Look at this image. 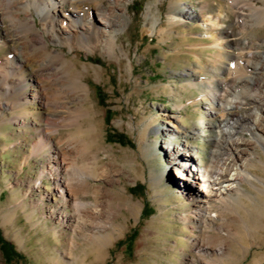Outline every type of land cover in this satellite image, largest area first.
Returning a JSON list of instances; mask_svg holds the SVG:
<instances>
[{
    "label": "rangeland",
    "instance_id": "374dc122",
    "mask_svg": "<svg viewBox=\"0 0 264 264\" xmlns=\"http://www.w3.org/2000/svg\"><path fill=\"white\" fill-rule=\"evenodd\" d=\"M254 3L262 6L259 0ZM233 4L124 1L127 10L116 11L124 18L118 43L130 61L127 56L111 58L101 49L70 51L48 41L51 49L63 50L71 72L83 75L89 89L80 88L77 95L57 92L49 78L40 77L41 71L50 72L49 67L0 10V64L14 59L25 65L27 78L22 89H13L12 78L9 84L0 79V237L14 252L7 256L0 244V264H187L196 256L190 242L197 236L226 240L224 256H206L210 263L218 258L221 264H264V137L255 144L248 166L254 179L240 184L242 194H233L237 200L230 210L212 209L215 219L204 232L193 224V203L179 188L183 181L175 178L168 154V148L184 153L188 147L197 169L209 166L221 152L218 141L226 139L219 132L220 122L245 115L248 106H216L219 110L211 113L202 101L206 83L223 100L224 90L240 78L232 71L247 60H263L255 73L248 66L247 75L254 83L264 82V19L253 15L246 2ZM149 7L160 18L154 34L148 31ZM35 20L39 27L36 16ZM252 53L260 61L252 59ZM10 84L12 91L7 92ZM33 95L37 99L31 102ZM41 96L60 99L58 106L42 104ZM69 112L79 117L73 130L66 127ZM173 114L180 122L170 118ZM45 131L55 143L76 134L89 149L88 161H94L96 172L86 178L92 188L80 199L100 208L101 218L95 223L106 230L94 232L87 225L72 232L67 223L58 222L61 211L74 218L75 211L65 209L57 196L54 199L57 193L45 153L32 154L38 133ZM239 132L252 137L250 129Z\"/></svg>",
    "mask_w": 264,
    "mask_h": 264
},
{
    "label": "bare ground",
    "instance_id": "6f19581e",
    "mask_svg": "<svg viewBox=\"0 0 264 264\" xmlns=\"http://www.w3.org/2000/svg\"><path fill=\"white\" fill-rule=\"evenodd\" d=\"M124 1L126 0H0V10H2V17L6 18L15 31L25 39V43L30 44L34 48V53H37V57L41 60L40 62L49 67L46 71L50 72L45 73L41 71L40 77L49 78L52 81V86L57 89V92L63 90V93L71 92L77 95L80 88H83L86 92L89 89H87V85L83 82V75L71 72L67 66V58L63 54V50L51 49L48 41L61 46H67L70 51L80 48L88 52H95L101 49L111 58L119 60L127 56L130 61L129 55H126L124 52L120 53L123 50L121 49L122 46L118 43L120 30L124 26V18L116 15V11L121 10L123 12V10H127L123 6ZM230 1L235 5L246 2L247 7L253 15L261 14L262 16L259 17H263L264 19V0H259L262 6L254 3L255 0ZM206 10L207 7L205 10H201L202 16L205 15ZM145 14L147 24L149 25L148 31L154 34L157 29L156 27H159L160 18L152 13L150 7ZM35 16L38 18L39 27ZM218 47L221 46L219 45ZM221 56L220 58H222ZM250 56L252 59L256 58L260 61L259 55L252 53ZM76 57L75 55L73 58L75 59ZM251 61L247 60L244 66L239 64L237 71L231 70L240 76V78L238 84H232L231 88H226V91L224 90L223 100L215 94L216 92L214 93L211 84L206 83L209 88L206 87L208 90L205 96H203L202 101L207 102L206 104L211 113L219 109L230 110L236 107L248 106V111L245 115L237 118L227 116L220 122L219 132L224 133V135L226 134V139L218 141L221 152L214 157L211 164L202 169L201 167L197 169L195 158L189 154L191 152L190 148L185 147L182 150L184 153H180L181 149L172 151L168 148V154L171 158L170 163H173L176 167L177 175L175 178L182 179L183 181L179 185V188L188 196L187 200L193 203V211L191 213L194 216L193 224L199 228L201 227L203 232L208 231V222L210 223L215 219V216L211 213L212 209L219 206L230 210L235 206L237 200L233 194L236 192L242 194L243 190L240 189V184L254 179L252 173L248 170V166L251 163V158L254 156L252 150L256 147L255 144L262 142L260 139L264 137V82L263 84L254 83L252 75H247L250 73L247 69L248 66L255 73L263 65L261 63L263 60L258 63ZM24 66L14 59L5 60L0 64V79L8 83V79L12 78L13 89L14 87L15 89L24 88L27 83ZM53 67L56 68L54 69ZM129 68V70L132 69L131 64ZM237 75L234 74V77H237ZM12 85L10 84L9 87L6 85L7 92L12 91ZM36 99L37 97L33 95L30 101L32 102V100L35 101ZM39 100L42 104L55 108L60 101V99L59 101H50L44 96H41ZM219 101H223L224 104H220ZM70 114L72 116H69L68 122L65 123L66 127L73 130L78 125L79 117L77 114ZM173 115L170 118L180 122L181 117L176 114ZM15 119L19 120L20 117H15ZM244 128L251 130V138H246L239 134V131ZM50 132H48L49 134L46 131L38 133L32 154L38 157V155L45 153L48 159L47 173L53 176L55 191L57 193L54 195V199L57 196L62 200V206L65 209L71 208L75 211V218L73 217L74 215L61 211L58 214V222L61 224L67 223L72 232H76L77 228L79 229L87 225H91V228L95 229L94 232L106 230L108 227L104 229L103 226L102 229L101 226L95 223L101 218L100 208L89 207L88 204L82 202L80 199V195L86 194L92 188V183L90 184L86 178L96 172L94 161L93 163L88 161L91 159L89 149L85 144H83L84 146L82 145L81 142L83 140H79L76 134H69L66 141H62L63 143H55ZM98 172L101 173L102 171L100 172L99 170ZM43 174H46V172L42 171L41 178H43ZM103 176L101 177L104 178ZM95 193L98 194L99 192ZM184 216L182 215V217ZM218 235L220 234L218 233ZM207 240L205 241L201 236L192 238L190 247L196 256H192L187 264H197V260L206 264H221L222 261L218 258H215L216 261L210 263L209 259H206V256L211 254L223 257L226 240L222 236H214V238Z\"/></svg>",
    "mask_w": 264,
    "mask_h": 264
},
{
    "label": "trees",
    "instance_id": "16d2710c",
    "mask_svg": "<svg viewBox=\"0 0 264 264\" xmlns=\"http://www.w3.org/2000/svg\"><path fill=\"white\" fill-rule=\"evenodd\" d=\"M0 244L2 246L4 253L7 256H11L14 253L11 245L7 241H5L2 237H0Z\"/></svg>",
    "mask_w": 264,
    "mask_h": 264
}]
</instances>
